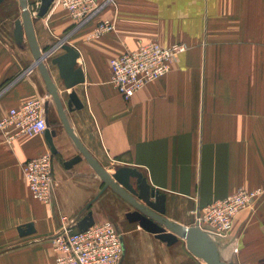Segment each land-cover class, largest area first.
Returning a JSON list of instances; mask_svg holds the SVG:
<instances>
[{"label":"crops","instance_id":"crops-1","mask_svg":"<svg viewBox=\"0 0 264 264\" xmlns=\"http://www.w3.org/2000/svg\"><path fill=\"white\" fill-rule=\"evenodd\" d=\"M19 8V0L0 2V119L27 100L47 103L56 186L51 202L42 204L21 171L22 163L50 150L44 134L7 143L0 132V264H54L49 238L63 218L78 223L88 212L94 224L111 220L122 231L120 264H205L179 238L168 246L127 221L133 208L79 153L32 66L26 38L15 41ZM105 19L116 22L115 30L90 38ZM32 21L40 50L66 38L78 52L84 81L72 89L51 64L64 51L44 61L74 135L109 175L121 167L138 170L165 196V219L190 227L195 206L238 189H264V0H115L76 30L68 12L57 8ZM150 41L188 48L166 76L124 101L110 83L109 61ZM72 91L79 109L67 107ZM75 157L80 161L66 168ZM29 223L34 232L20 236L18 228ZM232 227L223 237L211 236L219 261L264 264V198L252 213H239Z\"/></svg>","mask_w":264,"mask_h":264},{"label":"built area","instance_id":"built-area-1","mask_svg":"<svg viewBox=\"0 0 264 264\" xmlns=\"http://www.w3.org/2000/svg\"><path fill=\"white\" fill-rule=\"evenodd\" d=\"M106 2L114 3V0ZM53 3L66 10L78 28L86 24L99 10L96 0H53L51 4ZM40 4L39 0L38 8ZM34 14L36 12L32 13ZM114 27V20H102L90 38L109 33ZM186 49L183 44L176 43L164 47L150 41L141 44L137 50L125 51L109 61L110 83L127 101L148 84L167 75L176 57ZM46 119L44 100L30 99L19 107L11 108L7 115L0 119V132L10 143L20 136L41 135L47 129ZM52 157L51 151L47 150L22 166L24 180L32 198L42 204L51 202L56 186ZM263 195L261 189H239L203 210L197 206L190 215L201 230L223 237L232 231L235 216L241 211L254 210ZM76 227L74 220L63 218L60 230L49 238L54 253V264H120L123 248L120 235L112 222L95 223L85 231H78Z\"/></svg>","mask_w":264,"mask_h":264},{"label":"water","instance_id":"water-1","mask_svg":"<svg viewBox=\"0 0 264 264\" xmlns=\"http://www.w3.org/2000/svg\"><path fill=\"white\" fill-rule=\"evenodd\" d=\"M3 0H0L2 2ZM41 4L38 9L37 17H43L53 0H40ZM21 8V18L17 19L14 24V39L20 43L23 37L26 38L28 48L34 59L33 67H36L44 81L46 90L51 96L60 121L67 135L85 159L94 172L104 183L105 187L112 189L119 197L129 203L133 211L126 213L125 217L130 223H137L138 226L154 235L156 239L165 243L168 246L175 244L178 238L186 241L187 250L196 258L204 261L205 264H226L219 261L217 254L216 243L207 238V235L202 232L197 225L191 227L180 226L171 223L163 217L165 196L158 191L150 188L146 179L142 174L129 167L118 168L112 175H109L86 151V149L79 142L69 126L66 114L58 95L57 87L52 81L46 65L47 59L57 47H60L64 53L51 60V64L56 66L58 77L62 81L65 89H72L74 86L83 83L84 77L80 67H76V60L78 59V52L72 47L65 44V40L49 48L45 52L40 50L34 35L33 21L27 9L26 0H19ZM67 107L70 110L72 106L75 109L81 108V103L75 91L69 93ZM47 114V103L44 108ZM47 129L44 131V138L47 146L52 154L55 153L52 138L55 131L49 129L48 120L46 119ZM80 161V157H75L70 162L65 163L66 168H70L73 164ZM134 179L135 186L131 183ZM94 224L92 214L87 213L78 223V231H85ZM34 232L31 223L18 228L20 236L28 235Z\"/></svg>","mask_w":264,"mask_h":264},{"label":"rangeland","instance_id":"rangeland-1","mask_svg":"<svg viewBox=\"0 0 264 264\" xmlns=\"http://www.w3.org/2000/svg\"><path fill=\"white\" fill-rule=\"evenodd\" d=\"M17 1V0H16ZM107 0H105L104 1V3L103 4H98L97 3V1H96V4L98 5V7H99V10L97 11V13L95 14V15H93L88 21H87V23L88 22H90L92 19H94V17H96V15L99 13V11L104 7V6H106V5H113L114 7H115V0H114V3H108V2H106ZM38 2H39V0H26V3H27V9H28V11H29V14H30V16H31V18H34V19H36V18H40V17H37V13H38ZM52 3V2H51ZM16 5H17V2H16ZM61 9V10H63V11H66V10H64V9H62V7H60L59 5H55L54 3L53 4H50V6H49V8H48V11L46 12V14L44 15V17L47 15V14H49V13H52L55 9ZM21 8H19V10H18V16H17V19H20L21 18V13H22V11L20 10ZM33 12H36V14H34V15H32V13ZM67 12V11H66ZM71 19V18H70ZM107 20H111V19H107ZM71 21H72V25H71V28L73 29V30H76V29H78V27L76 26V23L71 19ZM102 21V20H101ZM101 21H99V22H101ZM99 22L97 23V25L99 24ZM116 23V22H115ZM96 25V26H97ZM95 26V27H96ZM115 30V27H114V29L111 31V32H113ZM110 33V32H109ZM98 38V37H97ZM26 40V39H25ZM64 40H65V44H68L67 43V41H66V38H64ZM22 42V41H21ZM24 43H26L27 44V41L26 42H24ZM174 44H176V43H174ZM177 44H183V43H177ZM171 45H173V44H171ZM171 45H169V46H171ZM185 47H187L185 44H183ZM50 48V47H49ZM48 48V49H49ZM52 48V47H51ZM188 48V47H187ZM48 49H46V50H48ZM59 49H61L60 47H57L56 49H55V51H53V53L54 52H56L57 50H59ZM46 50H44L43 52H45ZM186 51H187V49H186ZM185 51V52H186ZM124 53V52H123ZM182 54V53H181ZM180 55V54H179ZM178 55V56H179ZM177 56V57H178ZM177 57H176V59H177ZM46 60V59H45ZM176 61V60H175ZM166 76V75H165ZM161 79V78H160ZM159 80V79H158ZM157 81V80H156ZM153 83V82H152ZM149 85V84H148ZM142 90V89H141ZM139 92V91H138ZM123 99V98H122ZM124 100V99H123ZM130 100V99H129ZM129 100H127V101H129ZM124 101H126V100H124ZM44 108H45V104H44ZM46 117H47V115H46ZM110 222H112V224H114V222L113 221H111V220H109ZM195 224H193L192 226H194ZM191 227V226H190ZM117 230V229H116ZM121 231V230H120ZM118 232V231H117ZM122 232V231H121ZM119 233V235L120 234H122V233ZM121 235H120V239H121ZM180 239V240H179ZM178 240L180 241V243H181V245H182V247L185 249L186 248V241L184 240V239H181V238H179ZM122 242V241H121ZM122 244V243H121ZM122 248H123V245H122ZM187 249V248H186ZM124 255V254H123ZM122 255V256H123ZM123 258V257H122ZM121 261H122V259H121ZM120 261V262H121Z\"/></svg>","mask_w":264,"mask_h":264},{"label":"bare ground","instance_id":"bare-ground-1","mask_svg":"<svg viewBox=\"0 0 264 264\" xmlns=\"http://www.w3.org/2000/svg\"><path fill=\"white\" fill-rule=\"evenodd\" d=\"M79 28H80V27H79ZM63 39H64V38H63ZM63 39H62V40H63ZM136 50H137V49H136ZM133 51H134V50H133ZM110 75H111V73H110ZM110 80H111V76H110ZM112 86H113V85H112ZM6 142H7V143H10V142H8V141H6ZM32 159H34V158H32ZM30 160H31V159H30ZM24 163H25V162H24ZM24 163H22V165H21V171H22V174H23V168H22V166H23ZM23 176H24V174H23ZM238 190H239V189H238ZM238 190H237V191H238ZM243 190H245V189H243ZM255 190H257V189H255ZM261 190L264 192V189H261ZM237 191H236V192H237ZM246 191H248V190H246ZM251 191H254V190H251ZM234 193H235V192H234ZM234 193H233V194H234ZM30 194H31V193H30ZM231 195H232V194H231ZM229 196H230V195H229ZM227 197H228V196H227ZM227 197H226V198H227ZM263 198H264V195H263L262 199H263ZM224 199H225V198H224ZM262 199H261V200H262ZM222 200H223V199H222ZM261 200H260V202H261ZM218 201H221V200H218ZM218 201H215V202H213L212 204L205 205V206H202V207L199 206V205H197V206H198V208H199L200 210H203L204 208L209 207V206H211V205L217 203ZM260 202H259V203H260ZM259 203L256 205V207L254 208V210L257 208V206L259 205ZM197 206H195L191 211H193ZM254 210H252V211H250V210H246V211H244V212H250V213H252ZM191 211H190V212H191ZM190 212H189V214H190ZM241 212H243V211H241ZM241 212H240V213H241ZM238 214H239V213H238ZM238 214H237V215H238ZM237 215H236V216H237ZM236 216H235V217H236ZM233 220H234V219H233ZM194 224L197 225V224L195 223V221H194ZM197 226H198V225H197ZM198 227H199V226H198ZM203 227H204L205 229L211 231L206 225H203ZM199 229L201 230V228H199ZM201 231L204 232V233L207 235L208 240L211 239V236H212V235H215V234H213V233H208V232H206V231L203 230V229H202ZM211 240H212V239H211ZM121 243H122V242H121Z\"/></svg>","mask_w":264,"mask_h":264}]
</instances>
